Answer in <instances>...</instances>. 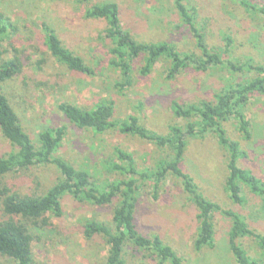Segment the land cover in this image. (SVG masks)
I'll return each mask as SVG.
<instances>
[{
    "label": "rangeland",
    "instance_id": "rangeland-1",
    "mask_svg": "<svg viewBox=\"0 0 264 264\" xmlns=\"http://www.w3.org/2000/svg\"><path fill=\"white\" fill-rule=\"evenodd\" d=\"M106 1L117 3L122 27L142 43L167 42L179 53L200 57L196 41L189 27L181 21L173 0H0V13L17 26L1 50L9 44L20 53L24 71L7 81L2 92L8 95L23 130L35 141L45 128H63L64 137L57 155L75 169L86 171L93 187L126 181L129 176L114 170L115 148L133 156L139 170H149L171 153L151 142L122 134L111 128L101 134L78 128L58 109L62 102L82 109H92L107 100L113 103V121H125L135 116L148 130L166 135L170 126L185 131L189 122L173 115L171 105H198L202 101L215 102L221 90L243 81L261 77L248 70L245 63L264 66V0H185L195 27L204 36L207 48L220 57V63L198 70L190 64L175 77L168 76L170 61L161 59L148 75H141L142 58L133 62V83L126 90L114 88L118 71L108 66L110 40L105 36L106 23L86 18V10ZM45 21L58 34L62 43L90 67L99 70L101 77L86 76L59 66L46 53L42 44L40 24ZM231 44L225 46V38ZM263 77V76H262ZM39 83H42L39 85ZM242 113L248 122L249 138L239 130L234 115L220 122L226 137L238 143L245 153L237 160L239 167L250 170L264 182V95H248ZM190 120V121H189ZM181 168L189 174L198 192L225 210L238 213L248 227L264 234V197L252 194L241 184L243 204H234L228 197L225 179L228 174L229 152L222 147L212 131L202 136H186ZM12 146L0 132V156ZM22 176H10V182L22 180L19 193H44L57 182L59 173L53 165H38ZM31 182V183H30ZM61 216L45 214L52 227L32 230L35 240L33 257L38 264H104L108 245L101 236L86 238L83 225L88 221L104 224L114 230L112 214L118 201L97 206L87 200L64 195ZM1 216V215H0ZM18 220V218H16ZM136 230L143 237L159 235L180 258L181 264H234L228 246L231 219L217 212L213 215L214 247L194 249L198 232L197 211L179 181L167 177L156 188L152 180L140 186L134 212ZM40 222L37 226H40ZM247 255L264 264V256L257 243L250 238L239 240ZM150 251L126 246L125 264H156ZM0 264H15L0 255Z\"/></svg>",
    "mask_w": 264,
    "mask_h": 264
},
{
    "label": "trees",
    "instance_id": "trees-1",
    "mask_svg": "<svg viewBox=\"0 0 264 264\" xmlns=\"http://www.w3.org/2000/svg\"><path fill=\"white\" fill-rule=\"evenodd\" d=\"M73 1L83 3L89 0ZM184 2L185 0H173L181 21L189 27L195 38L196 47L201 53L200 57L179 53L174 45L167 42H138L122 27L119 7L113 1L94 4L86 10V18L102 20L106 23L105 36L111 42L108 66L118 71V80L114 83L115 89L121 91L132 86L133 62L139 58L143 60L141 75H148L153 65L161 59L169 60L170 78L175 77L190 64L195 69L206 70L220 63V57L207 48L204 36L195 27L193 17ZM17 30V26L10 18L0 13V48L9 40L10 35L16 34ZM40 30L46 53L59 66L74 73L101 77L102 73L99 70L88 66L80 56L75 55L62 43L50 24L43 21ZM230 44V38L226 37V48ZM7 45L11 48L9 57L7 55L10 49H0V132L9 141L12 150L0 156L1 256L10 258L15 264H38L33 257L32 245L35 237L32 230L52 227L44 215L52 213L54 217H60L62 214L60 200L64 195L70 194L78 200H87L97 206L118 201L112 214L114 230L95 221H87L83 225L84 237L101 236L105 239L108 252L104 264H125L123 256L126 246L150 251L156 264H181V258L169 246L163 244L159 235L140 236L134 222L138 191L142 183L152 180L156 188L167 177H172L179 181L183 192L197 211L199 227L194 249L200 251L205 247L209 249L214 247L213 215L219 212L231 219L228 246L234 264H259L257 260L247 255L239 240L246 237L253 239L264 256V234L250 229L238 213L225 210L200 194L192 177L182 170L181 162L186 147L185 137L202 136L212 131L216 134L219 144L229 152L225 188L231 202L244 203L241 184L245 185L252 194L264 197V182L250 170L238 166L237 160L244 157L245 153L239 149L237 142L226 137L220 125L221 121L234 115L238 120L240 132L245 137H250L248 122L241 110L247 103L249 94L259 92L264 95V66L245 63L248 70L255 71L261 77L240 82L235 88L228 87L221 90L213 103L202 101L198 105L186 106L173 102L171 110L175 117L197 119L189 122L185 131L178 126H170L166 135L148 130L135 116H129L125 121H113V103L107 100L96 104L92 109H82L68 102L60 103L58 109L78 128L90 129L96 134L115 128L122 134L138 137L158 148L171 151L167 159L166 157L160 159L153 169L139 170L131 154L115 148L117 159L121 160L122 164H113L112 168L129 176L128 179L119 183L104 184L102 187H93L86 171L75 169L56 154L64 137L63 128H45L39 132L35 141L23 130L8 95L2 92V87L7 81L20 75L25 65L18 50L9 42ZM38 165H53L59 173L57 182L42 194L33 192L21 195L18 184L22 186V180L17 177V182H10V176H22V173ZM39 222L41 225L37 226Z\"/></svg>",
    "mask_w": 264,
    "mask_h": 264
}]
</instances>
